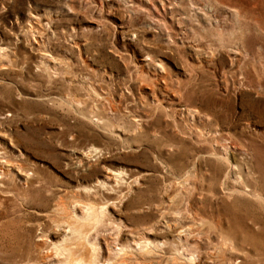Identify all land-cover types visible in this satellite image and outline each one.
<instances>
[{"label":"rangeland","instance_id":"1","mask_svg":"<svg viewBox=\"0 0 264 264\" xmlns=\"http://www.w3.org/2000/svg\"><path fill=\"white\" fill-rule=\"evenodd\" d=\"M67 246L264 264V0H0V264Z\"/></svg>","mask_w":264,"mask_h":264},{"label":"bare ground","instance_id":"2","mask_svg":"<svg viewBox=\"0 0 264 264\" xmlns=\"http://www.w3.org/2000/svg\"><path fill=\"white\" fill-rule=\"evenodd\" d=\"M19 169L20 170H17L18 174L22 176L24 180H26L28 178V171L23 168ZM75 248L77 249L67 246V255L63 260H60L59 262H64V264H94V259L92 258V256L88 255V252H85L84 250L80 251L78 247Z\"/></svg>","mask_w":264,"mask_h":264}]
</instances>
